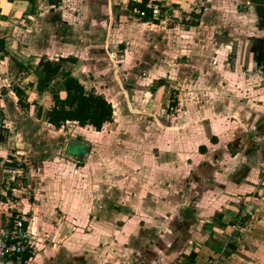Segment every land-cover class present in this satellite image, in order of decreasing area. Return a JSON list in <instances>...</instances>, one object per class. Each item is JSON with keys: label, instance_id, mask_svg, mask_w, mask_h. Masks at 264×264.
Returning <instances> with one entry per match:
<instances>
[{"label": "crops", "instance_id": "obj_1", "mask_svg": "<svg viewBox=\"0 0 264 264\" xmlns=\"http://www.w3.org/2000/svg\"><path fill=\"white\" fill-rule=\"evenodd\" d=\"M157 1L203 23L195 46L211 47L146 50L141 69L121 79L114 69L104 80L112 119L100 130H38L21 142L0 112V171H14L0 178V220L15 211L29 221V264H264V0ZM45 5L0 0L8 78H37L20 32L36 30ZM260 66L262 75L242 73ZM10 156L29 166L26 186L15 188L24 170L6 165ZM57 158L55 170L41 168Z\"/></svg>", "mask_w": 264, "mask_h": 264}, {"label": "rangeland", "instance_id": "obj_2", "mask_svg": "<svg viewBox=\"0 0 264 264\" xmlns=\"http://www.w3.org/2000/svg\"><path fill=\"white\" fill-rule=\"evenodd\" d=\"M127 4L128 0H59L54 7L45 5L40 11L41 17H38V22L36 21L39 25L34 26L36 30L33 33L20 32V48L25 53H33L32 55L36 56L29 62L31 65L42 55L50 59L59 56H75V63L63 62L64 68L70 69L77 77H80L86 92L95 91L110 99L111 91L106 89L107 83L104 80L114 69L119 70L120 79L124 76L125 68L136 66L141 69L143 64H139V60L143 59L145 63L144 52L146 50H150L149 53L147 52L150 56V52L171 50L178 45L179 47L194 45L197 49L211 47L210 41L205 46L201 43L195 46V38L202 34L197 30L203 25V23L199 25L198 19L190 18L187 21H179L172 15V11L164 9L162 12L158 6H154L153 9L157 8L158 12L151 16V19L155 20L152 22L146 20L145 15L137 10L129 9ZM54 14L56 16L54 21L57 22L51 24ZM207 32L215 33L214 29H208ZM86 36H95L96 39H91L89 43ZM141 51L143 52L142 57L140 56ZM130 58H132L130 63L125 62ZM170 62L171 60L166 59V63ZM31 76L34 75L31 74ZM19 78L20 75L16 73L8 78L5 64L0 63V96L2 97L0 112L11 115L6 118L5 123L12 132H15L21 142L24 137L30 138L32 133L35 134L38 130L47 129L52 132L59 130L58 134L62 138L77 139L88 130L85 125L76 122H66L60 128L48 125L43 117L39 118L37 115L38 106H41L44 111L48 105L42 96L36 94L37 78H29L26 81ZM15 82L20 83L26 89L24 92L27 101L35 100V104H30L28 108H21L17 104V98L12 91V86L16 85ZM62 89L60 79L53 80L48 87L49 91L60 94ZM30 148L31 146L25 145L26 150ZM34 152L36 155L39 150L34 149ZM33 158L35 159V156ZM16 161L22 163L25 169L21 176L14 179L15 188L26 186L28 179L33 180L29 173L26 177L29 166L22 160ZM58 161V158L53 161L45 160L41 163V168L55 170ZM38 162L30 159V163L34 165H31L34 176H38ZM13 172L10 170L4 173L8 178L9 174L12 177ZM4 173L1 172L0 178ZM32 192V189L27 188L22 195L27 198ZM13 197L16 199L15 195ZM3 215L5 220L10 217V214L4 213ZM2 222L1 219L0 223Z\"/></svg>", "mask_w": 264, "mask_h": 264}, {"label": "trees", "instance_id": "obj_3", "mask_svg": "<svg viewBox=\"0 0 264 264\" xmlns=\"http://www.w3.org/2000/svg\"><path fill=\"white\" fill-rule=\"evenodd\" d=\"M44 2L55 6L59 0H44ZM127 6L129 9L142 12L145 19L152 22L155 21L151 19L153 7L158 6L162 12L165 9L157 0H129ZM75 61L76 58L73 56H59L55 59H50L44 55L39 56L34 74L37 77L36 94L42 96L48 104L43 111V118L55 128H60L66 122H76L100 130L104 123L112 119V105L103 94L95 91L86 92L81 81L72 75L70 69L64 68L63 62L73 64ZM12 65L13 59L8 57L9 70ZM56 79L61 80L63 88L61 94L48 90L51 82ZM12 91L17 97V104L21 108H28L30 104H35V100L32 102L27 101L26 94L21 87L13 85ZM41 114L42 107L38 106L37 115L40 116ZM8 159L6 165L25 169V166L17 162L15 158L10 156ZM6 193L14 198L11 189H7ZM4 199L0 196V201H4ZM9 214V218H13L16 212H9ZM1 219L5 222L4 215Z\"/></svg>", "mask_w": 264, "mask_h": 264}, {"label": "built area", "instance_id": "obj_4", "mask_svg": "<svg viewBox=\"0 0 264 264\" xmlns=\"http://www.w3.org/2000/svg\"><path fill=\"white\" fill-rule=\"evenodd\" d=\"M157 12L158 9L154 8L152 15ZM242 73L246 76L262 75L263 69L261 66L248 68ZM28 222L24 216L16 214L0 223V264H29L27 255L34 252L35 242L30 236Z\"/></svg>", "mask_w": 264, "mask_h": 264}, {"label": "water", "instance_id": "obj_5", "mask_svg": "<svg viewBox=\"0 0 264 264\" xmlns=\"http://www.w3.org/2000/svg\"><path fill=\"white\" fill-rule=\"evenodd\" d=\"M71 143H72V144H77V141H75V140H71Z\"/></svg>", "mask_w": 264, "mask_h": 264}]
</instances>
